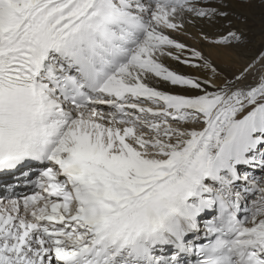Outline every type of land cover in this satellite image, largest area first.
Instances as JSON below:
<instances>
[{"label": "snow or ice", "instance_id": "1", "mask_svg": "<svg viewBox=\"0 0 264 264\" xmlns=\"http://www.w3.org/2000/svg\"><path fill=\"white\" fill-rule=\"evenodd\" d=\"M227 8L0 0V178L33 186L0 197V264H264V52L229 77L170 35Z\"/></svg>", "mask_w": 264, "mask_h": 264}, {"label": "bare ground", "instance_id": "2", "mask_svg": "<svg viewBox=\"0 0 264 264\" xmlns=\"http://www.w3.org/2000/svg\"><path fill=\"white\" fill-rule=\"evenodd\" d=\"M228 4L227 11L229 15L222 20H218L214 25H208L204 21L185 23L184 32L170 33L179 42L185 43L188 47L201 51L203 56L217 67V72L221 75L231 77L238 74L239 70L256 60L261 52H264V0H226ZM228 21L231 22V28L242 33L241 41L234 42L230 47L217 45L212 41L218 39L228 28ZM203 31L209 37V40H201L200 33ZM183 55H188L184 53ZM200 63V61H196ZM164 63L177 72L186 73L203 78H212V73L206 69L192 68L183 65L175 60L164 58ZM261 64L255 65V72L259 74ZM218 83V80H214ZM246 82H251V77ZM165 90L182 91L181 89H172L167 85H162ZM110 111V109H104ZM197 127H202L197 125ZM16 184L21 183L12 180ZM14 190L20 187H14ZM250 203V200H249ZM210 218V217H209Z\"/></svg>", "mask_w": 264, "mask_h": 264}, {"label": "rangeland", "instance_id": "3", "mask_svg": "<svg viewBox=\"0 0 264 264\" xmlns=\"http://www.w3.org/2000/svg\"><path fill=\"white\" fill-rule=\"evenodd\" d=\"M199 126H202V125H199Z\"/></svg>", "mask_w": 264, "mask_h": 264}]
</instances>
